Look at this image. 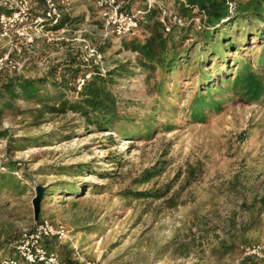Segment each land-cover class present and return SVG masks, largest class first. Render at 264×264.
<instances>
[{
  "label": "rangeland",
  "instance_id": "rangeland-1",
  "mask_svg": "<svg viewBox=\"0 0 264 264\" xmlns=\"http://www.w3.org/2000/svg\"><path fill=\"white\" fill-rule=\"evenodd\" d=\"M34 1L40 13L43 4ZM62 8L75 22L53 41L37 37L31 51L26 50L30 60L21 74L41 76L69 53L83 58L88 44L101 53L105 70L119 60L135 62L137 53L123 45L132 36L106 34L99 10L89 0H74ZM146 31L141 28L136 35L142 37ZM7 47V40L0 38V50L5 52ZM262 50L259 44L250 46L245 56L251 54L250 61L257 66L256 56ZM8 74L2 72L0 82ZM144 78L145 74L120 79L115 89L125 100L149 106L158 95ZM191 78L176 87L179 100L158 102L156 130L150 137L87 130L83 119L71 112L47 113L34 123L35 104L16 101L0 122V130L10 133L3 137L0 162L4 158L19 162L27 177L14 176L26 184V190L0 193V240L33 226L37 185L62 180L75 185L76 194L47 195L42 217L65 224L70 238L58 243L68 248L64 253L69 252L72 260L76 255L71 239L78 243L82 260L103 264H239L244 256L264 264V257L245 253L249 245L261 246L264 253V204L255 199L264 195V96L246 101L225 93L221 113L210 114L206 122H194L190 103L197 85ZM129 110L138 109L131 105ZM8 144L19 147L6 152ZM160 158L165 171L139 188L158 187L179 175L170 192L177 190V204L170 206L165 198L124 197L121 190L137 187L134 179ZM189 165L197 175L187 179ZM59 166L83 172L61 175ZM225 244L232 247L228 253H224ZM61 250L57 253L62 260Z\"/></svg>",
  "mask_w": 264,
  "mask_h": 264
},
{
  "label": "trees",
  "instance_id": "trees-1",
  "mask_svg": "<svg viewBox=\"0 0 264 264\" xmlns=\"http://www.w3.org/2000/svg\"><path fill=\"white\" fill-rule=\"evenodd\" d=\"M123 1V8L128 12L145 11L140 26V29L147 30L145 34L140 37L135 33L130 40L123 41L125 48L137 53L135 62L131 59L119 60L113 67L102 71L100 64L94 60L85 61L80 54L69 53L49 66L41 76L8 74L0 82V122L6 111L14 109L16 101L22 99L35 104L31 110L34 123L41 122L47 113L71 112L83 119L87 130L116 131L126 138L150 137L156 130L158 102L169 98L179 100L176 87L183 85L187 77H192L191 81L195 80L197 85L190 103L194 122H206L210 114L221 113L224 103L221 99L225 93L246 101L264 96V0H236L234 9L229 0H165L173 3L176 12L185 21L184 25H172L170 30L160 20L158 8L148 9L145 0ZM3 11L5 9L0 7V14ZM194 18H199V21ZM74 22L73 18L63 13L57 22L48 23L47 28L57 30ZM256 44L261 45L263 50L256 56L258 64L254 66L250 61L251 54L245 56V53ZM3 53L4 50H0V55ZM141 74H145L144 80L158 95L149 106L125 100L115 89L120 79H132ZM80 79H83L81 86ZM131 105L138 110L130 111ZM144 109L148 112L143 114L141 110ZM9 136L6 129L0 130V138ZM39 141L40 138L35 140ZM18 147L8 144L5 151L11 152ZM113 157L118 161L116 156ZM163 161L160 158L152 167L145 169L141 177L134 179L137 187H125L121 194L136 200L165 198L170 206L176 205L177 190L172 194L170 192L179 175L158 187L139 188L165 171V166L161 164ZM76 169L59 166L58 173L73 177L83 172L82 168ZM20 170L16 160L4 158L0 162V193L18 190L22 193L26 190V184L16 181L14 176ZM22 175L27 177L25 172ZM195 175L196 169L189 165L187 179ZM56 191L74 195L77 187L62 180L46 186L38 220L43 218L44 199ZM255 199L260 205L264 204V195H257ZM19 238L20 235L11 234L0 240V264H5L10 258H18L16 245ZM44 246L56 252L62 249L64 264H76L69 252L64 253L68 248L58 241L47 239ZM224 247V253L232 250L228 244ZM239 264L261 262L244 256Z\"/></svg>",
  "mask_w": 264,
  "mask_h": 264
},
{
  "label": "built area",
  "instance_id": "built-area-1",
  "mask_svg": "<svg viewBox=\"0 0 264 264\" xmlns=\"http://www.w3.org/2000/svg\"><path fill=\"white\" fill-rule=\"evenodd\" d=\"M43 9L36 12L34 0H0V7L4 8L0 14V38L7 40V50L0 55V74L8 71L10 75L20 74L26 63L30 60L26 50L31 51L37 37H46L47 41L58 39L60 34L66 32V27L60 29H48L47 24L55 23L63 14V6L69 5L74 0H42ZM98 8L103 20L106 34L123 38L131 36L140 30L144 10L128 12L123 8V0H91ZM148 9L158 8L159 18L170 30L172 25H184L185 21L176 12L173 3L165 0H145ZM231 8H235L236 0H229ZM197 22L199 18H194ZM85 61L94 60L100 64L102 71L104 66L100 63L101 53L92 45H86ZM83 79L79 80L81 86ZM4 141L0 138V146ZM5 149V148H4ZM5 151V150H4ZM22 170L15 172L22 177ZM70 238V232L61 221L53 222L49 218L35 220L32 227L25 228L16 245L18 258H10L5 264H64L56 251H51L44 246V241L54 239L58 242ZM71 247L76 255V264H103L90 260H82L79 246L71 239ZM245 253L264 257L259 245H249ZM81 259V262H80Z\"/></svg>",
  "mask_w": 264,
  "mask_h": 264
},
{
  "label": "water",
  "instance_id": "water-1",
  "mask_svg": "<svg viewBox=\"0 0 264 264\" xmlns=\"http://www.w3.org/2000/svg\"><path fill=\"white\" fill-rule=\"evenodd\" d=\"M45 186L43 185H37L36 186V195L34 196L32 203H33V207H34V217L35 220H38L39 217V213H40V209H41V201L42 198L44 196V192H45Z\"/></svg>",
  "mask_w": 264,
  "mask_h": 264
},
{
  "label": "crops",
  "instance_id": "crops-1",
  "mask_svg": "<svg viewBox=\"0 0 264 264\" xmlns=\"http://www.w3.org/2000/svg\"><path fill=\"white\" fill-rule=\"evenodd\" d=\"M91 3H93L91 0H89Z\"/></svg>",
  "mask_w": 264,
  "mask_h": 264
}]
</instances>
